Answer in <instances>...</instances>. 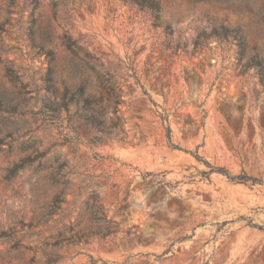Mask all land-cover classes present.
<instances>
[{
  "label": "rangeland",
  "instance_id": "obj_1",
  "mask_svg": "<svg viewBox=\"0 0 264 264\" xmlns=\"http://www.w3.org/2000/svg\"><path fill=\"white\" fill-rule=\"evenodd\" d=\"M159 1L172 32L123 0H62L57 17L52 0H0V264H264V230L249 225L264 226V185L204 174L208 162L264 181V89L232 41L194 48L225 26L264 58V0ZM104 79L121 90L119 106ZM79 86L103 99L99 118L122 121L125 141L115 132L92 142L94 130L65 107ZM156 111L183 150L168 146ZM159 179L168 187L151 183ZM63 183L73 220L96 190L121 232L45 249L69 219L55 217L39 236L28 225Z\"/></svg>",
  "mask_w": 264,
  "mask_h": 264
},
{
  "label": "trees",
  "instance_id": "obj_2",
  "mask_svg": "<svg viewBox=\"0 0 264 264\" xmlns=\"http://www.w3.org/2000/svg\"><path fill=\"white\" fill-rule=\"evenodd\" d=\"M52 7L55 12V16H58L60 2L62 0H52ZM126 3H131L136 5L142 10H145L150 13L154 26L157 28L164 29L165 33L172 32L171 27L164 25L162 21L163 10L159 0H123ZM35 4L37 0H34ZM215 39L219 42L232 41L237 46L236 53L238 55V60L243 62V68L245 72H254L259 79L260 85L264 89V58H262L254 49L253 53L249 51L247 40L244 34L237 29H230L225 26L216 27L210 33H202L197 40L195 41V51L198 49H203V47L209 42V40ZM68 48L73 52L77 53L75 43L68 42ZM101 85L108 90V93L116 99L115 104L118 106L121 104V99L118 96V90L110 81V79H104L101 81ZM143 90V95L145 98L159 107L157 103L153 100L152 95L149 91L141 86ZM68 102L65 103V107L70 110L71 106L76 108V116L78 122L84 121L85 126L91 127L95 136L92 140L94 144H105L109 141L110 138L116 134L115 132H121L124 134V137L121 138V141L127 139V134L125 133L124 128L122 127V121L114 122L111 125H108L104 119L99 118L105 115V111L101 108V103L103 99H93L87 95L85 86H79L72 91H69L66 95ZM117 110L119 111V107ZM117 111V112H118ZM160 117L162 124L165 129V137L167 139L168 146L173 150H183L179 145L173 141V131L169 123V115L166 113H161L156 111ZM186 126H192V122L184 121ZM119 134V133H118ZM116 134V136H118ZM194 157L201 161L198 154H195ZM104 159V157H101ZM207 167L209 168L208 172H204L207 176L212 175L213 173H218L226 176L231 182L244 184L248 186L255 185H264V181L250 176L247 173L243 172L240 175L234 176L225 168H219L212 166L210 163L206 162ZM156 176L152 173H146V177ZM106 179L109 178L107 175ZM52 183L54 185H59L60 181L57 177H53ZM151 183L155 184L158 187H168L169 183L166 180H152ZM64 186L62 189L48 204L46 207V212L42 219L38 222H32L28 225L30 233L34 236H39L44 232V229L49 225L51 221H55V217L60 216L62 219H69L68 224H63L62 230L57 234V242L54 245H46L45 249H48L50 246L53 250L60 251L65 247H73L78 245H87L91 241L98 239L101 241L107 240L108 238H115L120 232V223L114 218L108 215V212L104 206L103 200L100 194L96 190H93L89 193L88 198L75 209L76 216L75 219H72V211L68 212L70 205H73L74 202H70L67 199L68 193L67 188L69 183L61 184ZM180 211V217L183 215L185 210L182 205ZM252 228L259 230H264V226H259L255 224H249ZM69 235L70 237H68ZM166 254V253H165ZM157 259H162L157 257Z\"/></svg>",
  "mask_w": 264,
  "mask_h": 264
}]
</instances>
